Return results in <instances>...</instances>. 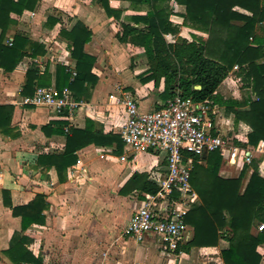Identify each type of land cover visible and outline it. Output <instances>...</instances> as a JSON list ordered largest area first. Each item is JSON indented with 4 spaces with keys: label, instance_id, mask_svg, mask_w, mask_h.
<instances>
[{
    "label": "crops",
    "instance_id": "1",
    "mask_svg": "<svg viewBox=\"0 0 264 264\" xmlns=\"http://www.w3.org/2000/svg\"><path fill=\"white\" fill-rule=\"evenodd\" d=\"M109 7L112 16L95 0H39L34 11L12 16L16 24L8 32L7 41H12L15 33L25 34L43 45L45 54L34 60L24 58L12 72L0 70V106L13 109L10 136L0 133V264H12L4 251L9 248L13 234L21 230L20 219L13 217L11 210L3 205L2 191L9 193L14 207L28 204L37 195L45 196L49 207L44 212V224L32 225L23 233L29 240L27 249L43 264H207L201 260L205 254H211L214 264H223L219 252L228 246L224 240L213 251L192 248L189 253L176 255L157 238L147 237L139 243L125 235L129 219L141 206L144 194L135 190L123 195L120 191L134 174H146L152 183L151 173L165 167L164 153L132 151L123 143L121 153L117 154L115 145H89L76 153L77 162L67 170L63 183L58 182L54 168L43 173L37 165L39 155L59 153L64 148L65 137L53 134L56 129L53 123L66 122V132L71 127L84 129L86 122L91 121L103 133L121 138L126 115L114 99L131 94L140 112L158 110L169 100L164 95L163 80L158 87L153 81L142 80L148 70L143 50L120 43L116 37L122 23L131 24L129 18L145 15L146 8L134 10L121 0H110ZM170 9V22L179 27L180 37L188 41L194 36L207 39V34L183 26L182 6L172 1ZM234 10L248 15L239 8ZM48 17L57 22L48 26ZM77 22L91 32L84 53L95 58L92 74L97 83L93 87L85 86L87 92L79 101L72 96L77 105L72 113L67 109L58 111L26 104L33 94L25 96L22 89L26 72L32 65L38 68L39 74L46 72L50 86L45 88L54 89L58 95L66 88L59 91L55 87L57 66L66 68L71 77L75 76V61L60 32H69ZM185 31L189 32L186 36ZM174 38L172 36V42ZM218 91L225 98H241L231 77L223 81ZM220 113L221 118L231 124L233 134V117L227 116L223 109ZM49 125L45 133L42 128ZM246 131L243 129L244 133ZM257 159L259 171L260 166L264 168V156ZM239 172L223 161L219 175L233 178ZM251 174L252 170H248L244 186ZM262 227L259 226V230ZM187 237V241L192 237L188 226ZM257 251L262 257L260 264H264V244Z\"/></svg>",
    "mask_w": 264,
    "mask_h": 264
},
{
    "label": "trees",
    "instance_id": "2",
    "mask_svg": "<svg viewBox=\"0 0 264 264\" xmlns=\"http://www.w3.org/2000/svg\"><path fill=\"white\" fill-rule=\"evenodd\" d=\"M121 1L128 2L134 10L146 8L145 15L129 18L131 24L122 23L116 35L120 43L143 50L148 63L143 81H153L158 87L163 80L164 95L169 99L179 93L196 102L213 101L227 116L233 117L235 146L255 147L264 142V0ZM172 1L184 8L183 26L207 34L206 40L194 36L188 41L179 36V27L170 22ZM95 2L112 16L110 0ZM38 3L39 0H0V70L12 72L24 58L34 60L45 54L43 45L22 33H15L10 45L6 43L8 32L16 24L12 16L34 11ZM56 22L52 17L47 19L48 26ZM165 35L174 36L175 41L168 42ZM60 36L67 41L75 61V76L57 66L55 87L59 91L68 89L74 100L79 101L87 92L85 86L93 87L97 83L92 74L95 58L84 53L91 32L77 22L69 32L61 30ZM228 77L241 92L240 99L225 98L219 93V86ZM49 86L46 72L41 75L32 65L26 72L22 94L32 95L35 88ZM12 110L9 106H0V133L6 136ZM53 125L56 127L53 134L65 137L64 148L59 153L39 155L37 165L43 173L54 168L59 183L66 180L67 170L77 162L79 150L89 145H115L117 154L122 151L119 136L103 133L91 121L86 122L84 129L71 127L66 132V122ZM42 129L46 133L50 125ZM258 161L255 159L251 166H244L238 176L224 178L219 175L223 160L217 152L193 158L190 181L199 200L184 219L192 230V237L179 245L174 254L189 253L192 248L212 250L224 240L228 246L219 252L223 264H260L262 257L257 249L264 244V176L258 173ZM248 170L252 174L244 186ZM135 190L155 195L158 187L148 181L146 174H134L120 193ZM2 197L3 205L11 210L13 217L20 219L21 228L13 234L4 254L12 264H43L27 249L29 240L23 233L32 225L44 224V212L49 207L45 196L37 195L28 204L16 207L11 204L7 191H2ZM259 226H263L261 230Z\"/></svg>",
    "mask_w": 264,
    "mask_h": 264
},
{
    "label": "built area",
    "instance_id": "3",
    "mask_svg": "<svg viewBox=\"0 0 264 264\" xmlns=\"http://www.w3.org/2000/svg\"><path fill=\"white\" fill-rule=\"evenodd\" d=\"M165 39L172 36L165 35ZM25 102L58 111L67 109L69 113L77 106L68 89L58 95L54 89L43 87L36 88ZM114 103L123 107L126 115L120 133L124 145L132 151L162 152L166 162L163 169L150 176L158 187L157 193L143 195L124 233L139 243L147 237L157 238L169 252H174L188 239L184 219L199 200L190 181L193 158L217 152L227 165L241 170L264 156V142L255 147L235 146V132L232 134L231 124L221 118L220 108L213 101L196 102L177 93L160 109L150 112H140L131 94L114 99ZM258 173L264 176L262 166Z\"/></svg>",
    "mask_w": 264,
    "mask_h": 264
},
{
    "label": "rangeland",
    "instance_id": "4",
    "mask_svg": "<svg viewBox=\"0 0 264 264\" xmlns=\"http://www.w3.org/2000/svg\"><path fill=\"white\" fill-rule=\"evenodd\" d=\"M187 33H189V32H184V35L186 36L187 35ZM189 39H192V37H190ZM174 40H175V38H174ZM167 41H173V39H167ZM210 257H211V254L209 255H207V254H205V255H203L202 257H201V260L202 261H204L205 263H207V264H214V262H212L211 261V259H210Z\"/></svg>",
    "mask_w": 264,
    "mask_h": 264
},
{
    "label": "water",
    "instance_id": "5",
    "mask_svg": "<svg viewBox=\"0 0 264 264\" xmlns=\"http://www.w3.org/2000/svg\"><path fill=\"white\" fill-rule=\"evenodd\" d=\"M196 89H199V87H195ZM206 155H204L203 157H205Z\"/></svg>",
    "mask_w": 264,
    "mask_h": 264
}]
</instances>
